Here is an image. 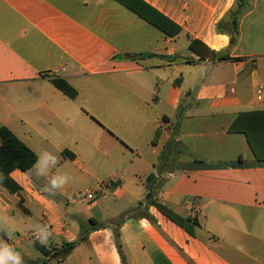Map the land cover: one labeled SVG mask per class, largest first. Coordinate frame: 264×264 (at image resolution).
<instances>
[{"label": "crops", "instance_id": "0c3cea01", "mask_svg": "<svg viewBox=\"0 0 264 264\" xmlns=\"http://www.w3.org/2000/svg\"><path fill=\"white\" fill-rule=\"evenodd\" d=\"M142 1L165 17L168 33L180 32L169 36L117 0H0V126L62 166L128 162L138 181L155 174L158 202L197 224L190 233L157 207H141L148 184L127 189L118 174L68 213L32 168L12 173L20 193L0 185V204L14 212L6 228L0 223L2 240L28 257L7 231L24 217L26 241L39 242L29 226L36 208L51 232L47 248L80 241L49 264H264V161L244 134L229 132L240 113L264 111V0H248L234 44L218 24L237 0ZM193 41L231 60H201ZM173 137L189 154L163 166Z\"/></svg>", "mask_w": 264, "mask_h": 264}, {"label": "trees", "instance_id": "16d2710c", "mask_svg": "<svg viewBox=\"0 0 264 264\" xmlns=\"http://www.w3.org/2000/svg\"><path fill=\"white\" fill-rule=\"evenodd\" d=\"M124 4L127 8L135 12L141 18L147 22L156 26L169 36L178 34V29L175 33H168L165 29L164 23L166 22L165 17L159 14L155 9L150 7L147 3L142 0H117ZM248 0H237V5L233 8L228 15V22H220L218 29L220 32L227 33L231 36V42L234 44L238 34L239 18L242 12L247 6ZM189 49L200 56L201 60H205L208 56L212 59L217 58L218 60H231L228 54L222 53L217 54L211 51L206 45L201 42H191ZM189 63L194 61L187 60ZM52 83L61 90L65 95L71 99L78 97V91L72 87L66 80L62 78H55ZM231 133H242L246 136L247 142L252 149L255 157L259 161H264V111H252L246 113H240L232 125L229 128ZM161 135V129L159 128L155 133L152 143L157 144ZM0 175L3 176L0 185L7 191L13 194L20 193L21 186L12 178V173L16 170L21 172H28L33 168L34 163L37 160V154L28 147L20 138H18L8 127L0 126ZM189 154V150L179 141H176L173 137L166 145L160 160L162 165L168 164L174 154ZM66 154V152H65ZM162 166V167H163ZM164 169V167L162 168ZM155 174H150L147 178L149 187V193L147 194V200L145 203H140V206H144L147 209L150 206H155L161 211L167 218L174 223L185 228L191 233L190 227L197 223H192L189 219L183 218L173 212L171 209L160 204L155 195L153 189L156 181ZM137 208L135 210H140ZM124 222V217L119 219L115 226L119 227ZM103 226V225H101ZM86 239V235L81 238ZM80 242V241H79ZM79 242L64 243L60 247L47 248L40 242H35V248L43 255V258L36 264H49L52 259L63 261L66 257L76 248Z\"/></svg>", "mask_w": 264, "mask_h": 264}, {"label": "rangeland", "instance_id": "374dc122", "mask_svg": "<svg viewBox=\"0 0 264 264\" xmlns=\"http://www.w3.org/2000/svg\"><path fill=\"white\" fill-rule=\"evenodd\" d=\"M119 165H122V168H119ZM119 165H109L108 163H104L100 161L99 163H95V166L93 169L85 168L83 169L81 166L77 164H73L72 162H68L66 166H62L61 162L59 161L56 168L52 169L47 175L46 179H51L53 175L56 174H68L70 176L69 182L60 190H56L53 193H49L44 191L43 193L45 196L51 195L56 200L64 203L65 210L68 211V213L71 212L70 207H73L72 201L74 199H79V201L82 200L81 197H85L87 191H91L96 189L98 187L99 182L108 181L109 178H112L114 175L118 174L122 177V181L125 183L127 189H131L135 186L136 182L141 185L145 184L147 185V180L143 179V182L136 180L135 171L132 168L131 164L128 162L120 163ZM88 172V174H86ZM114 199V197H111ZM69 201L71 204L69 206H66V202ZM121 205H123L122 202H119ZM68 205V204H67ZM32 206V205H30ZM78 206L83 207L84 202H80ZM67 207V208H66ZM33 208V206H32ZM18 211V209L14 210ZM143 214V212H142ZM11 215H14L13 211H5L4 205L0 204V223L3 225L4 228H6L7 224L5 223L4 219L7 221V217ZM22 216V214H21ZM15 220V231H7V242L12 241L16 242L18 240H22L21 245L27 249L28 257L22 256L24 264L30 262L29 260H33L36 257H41V253L35 248L34 242L26 241V237L29 234L28 232V226H26L25 221L23 218L20 217H14ZM42 217L41 212L39 209L33 208V214L31 216V220L29 222V226L31 228H34L35 225H41ZM35 229V228H34ZM6 232V229H5ZM4 232L3 234H0V239H4ZM34 238V237H33ZM34 240V239H33ZM54 248V247H53ZM18 250V248H16Z\"/></svg>", "mask_w": 264, "mask_h": 264}, {"label": "clouds", "instance_id": "9594fccd", "mask_svg": "<svg viewBox=\"0 0 264 264\" xmlns=\"http://www.w3.org/2000/svg\"><path fill=\"white\" fill-rule=\"evenodd\" d=\"M58 162L56 155L48 151H42L38 153L37 160L32 170L37 176H46L52 169L56 168ZM70 179V176L66 173L53 175L49 183L45 185L44 191L54 194L56 190L65 187ZM2 180L3 176L0 175V182H2ZM34 228L36 239L42 245H46L51 236V232L47 225H35ZM0 264H24L21 254L3 240H0Z\"/></svg>", "mask_w": 264, "mask_h": 264}, {"label": "built area", "instance_id": "2783aa9c", "mask_svg": "<svg viewBox=\"0 0 264 264\" xmlns=\"http://www.w3.org/2000/svg\"><path fill=\"white\" fill-rule=\"evenodd\" d=\"M258 91H259V92L264 91V86H260L259 89H258ZM112 182H116V180H113ZM103 188H104L103 185L100 186V189H101V190H103ZM100 189H97L96 191H92L91 193H88L87 197H88L89 199H94V197H95V195H96V192H97V191H100ZM32 236L36 238L35 235H32Z\"/></svg>", "mask_w": 264, "mask_h": 264}, {"label": "water", "instance_id": "95a60500", "mask_svg": "<svg viewBox=\"0 0 264 264\" xmlns=\"http://www.w3.org/2000/svg\"><path fill=\"white\" fill-rule=\"evenodd\" d=\"M142 58H148V54H141L140 55ZM17 252H19L18 250H16Z\"/></svg>", "mask_w": 264, "mask_h": 264}]
</instances>
